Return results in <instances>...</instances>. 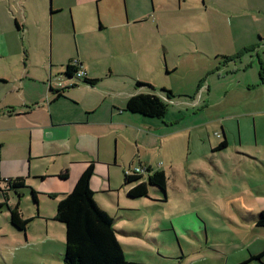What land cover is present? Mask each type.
Listing matches in <instances>:
<instances>
[{
  "label": "rangeland",
  "instance_id": "obj_1",
  "mask_svg": "<svg viewBox=\"0 0 264 264\" xmlns=\"http://www.w3.org/2000/svg\"><path fill=\"white\" fill-rule=\"evenodd\" d=\"M157 1L164 3V10L181 5L185 23L180 28L172 24L164 34L155 17L148 16L132 28L98 32L101 16L95 7L89 17L61 14L54 27L48 22L42 30L31 25L29 32L17 34L13 24L7 38L10 56L0 58V76L6 77L0 78L4 82L0 107L27 102L48 108L50 87L60 90L56 85L67 79L69 66L80 62L99 83L86 87L83 80L69 81V87H76L66 93L68 98L71 94V104L63 102L55 108L65 111L70 106L82 114L87 104L98 105L92 118L103 122L107 106L119 101L120 91L127 87L135 91L136 81H151L142 83L155 88L156 96L168 105L169 126L162 119L123 113L127 126L119 145L114 140L105 149L103 140L100 147L97 141L90 142L93 158L86 161L95 163L91 189L110 203L103 211L117 221L122 232L118 240L127 259L143 264H264V257L250 260L264 251V228L256 226L264 212V113L243 115L251 98L261 94L228 93L235 72L228 56L240 45L257 41L253 30L264 28V0L140 3L155 11ZM20 2L33 18L39 17L42 7L50 8V0H6L0 2V15L4 17L6 9L22 10ZM128 14L124 9L125 18ZM257 68L258 63L248 69L249 79L259 76ZM202 73L205 80L200 82ZM200 83L211 89L200 90ZM162 89L174 97L168 99ZM119 107L124 110L125 105ZM100 124L99 129L106 128ZM4 125L0 120V129ZM222 131L228 146L218 150L225 138L216 135ZM25 137L23 132L0 130V140L5 141L0 143L1 185L18 177L33 180L51 165L53 180L65 187L68 182L60 180L61 173L74 176L79 167L88 166L80 164V158L71 161V155L34 157ZM84 141L87 147L88 138ZM137 157L153 171L166 172V200L156 187H149L146 199H127L124 173L129 164L137 165ZM62 199L40 193L38 211L32 199L20 201L24 217L32 219L21 242L10 236L7 210L0 212V264H64L66 228L55 220Z\"/></svg>",
  "mask_w": 264,
  "mask_h": 264
},
{
  "label": "crops",
  "instance_id": "obj_2",
  "mask_svg": "<svg viewBox=\"0 0 264 264\" xmlns=\"http://www.w3.org/2000/svg\"><path fill=\"white\" fill-rule=\"evenodd\" d=\"M0 2H6V0H0ZM19 4L21 5L22 10L16 9V11L12 13L11 11L6 9L5 16L2 17L0 15V58H6L10 56L7 38L8 32L13 24L17 29V34H19L23 30L29 32L31 25H35L40 30H42L44 28V25L48 24V22L51 23L52 27H54L56 23L55 18L61 14H67L70 16L71 13L73 14V16L87 14V16L89 17L90 11L92 10V8L95 9V7L97 8V12L99 9L101 16L100 20L102 22L101 23L98 19V32L104 31L108 27L132 28L133 25L141 23V20H144L148 16H152L155 17L154 21L156 22L160 33L163 32L164 34H168L167 29L172 24H175L177 28H180L182 24L181 22L185 23L186 21L183 19L185 18V12L182 9L181 5L173 11L164 10V3L158 1L155 3L156 8L155 11H153L147 8L146 2L141 4L140 0H135V2L134 0H50V8L42 7L40 13L38 14L39 17L37 18H33V16L26 11V8L22 6V2H20ZM124 9H126L129 13L128 18H125ZM195 11L197 10H192L191 12ZM181 30L182 29H178L179 32ZM253 32L254 34L258 35L257 41H251L245 45H240L234 51V53L228 56V58L232 59V64L235 67V72L232 74L234 76L231 77V80L228 83V93L235 97H238L240 94H250L251 92L261 94V96L258 95L254 99L251 98L250 102L247 103L249 104L247 110L248 112L243 114L247 117L258 116L259 114L264 113V28H257L256 30H253ZM257 63L258 68L256 72H259V76H257L255 79H249L247 77V71L248 69H255ZM148 65L151 67L150 63H148ZM259 66L261 67V71L259 70ZM153 68L156 69V66H154ZM176 69L177 68L175 67L173 71H175ZM85 71L87 72V79H93L90 77L88 69ZM167 73L169 72L167 71ZM0 78L6 79V77L2 76H0ZM65 78H67L65 80L66 82H58L56 85L57 88H59V84L62 83L65 86L64 88H60V90H54L52 87H50L49 95L51 97V101L47 103L48 108H46V104L41 107H38V105H36L37 107H31L27 102L22 106L8 105L6 103V105H2L0 107V120L4 121V124H6L0 130L23 132L24 135H26L24 141L27 142V139L30 140V144L32 147V156L34 157L43 159L71 155V161L77 160L75 158H80L78 159L80 160L78 161L80 164H89L86 163V161H91L92 159L90 158H93V153L90 148V142L92 143L97 141L100 147L101 141L103 140L105 149L107 145L109 143H112L114 140L116 144L119 145V142L122 139L121 135L123 132V128L127 126V123L121 118V116L123 113H128L125 112V107L123 110L120 109L119 106L122 104L126 106L130 97L137 94L156 95L155 88L150 85L142 87L148 90V93L140 92L141 88L137 89L136 85L135 91H133L130 87H127L125 90H122L118 93V95H120L119 101L115 99L107 106L108 116L106 117V121L97 122L93 120L92 114H94L98 110V105L87 104L85 106V109L83 110V112L85 113L82 114L80 112L78 113L77 111H71L70 106H68L67 110L65 109V111L63 110V108H55L61 105L63 102L71 104V94L68 98V95L66 93L67 91H71L76 87H69L70 84H67L69 81L73 82L74 79L69 78L67 75L65 76ZM204 78L205 73H202L199 76V81L201 82ZM142 82L151 84V81L145 79L142 80ZM3 83V81H0V86L3 85ZM83 85L86 87H92L85 85L84 83ZM63 89L65 90L63 91ZM204 89L210 90L211 86H203V84L200 83V90ZM57 92H61L63 94V96L59 99H56ZM161 94L165 93L161 91ZM4 102L5 100L2 101V104ZM55 104L56 106L51 108ZM166 117L162 120H164L166 126H169L170 122L166 121ZM100 123L104 124L106 128L99 129V127H102L100 126ZM85 137L88 138L87 147L83 146L85 143ZM220 137L225 138L224 131H222ZM224 140H226V138ZM0 143L4 144L5 141L0 140ZM98 156L100 160L101 154ZM130 166L152 167L150 165L144 164L139 157H137V165L129 164L125 169V172ZM86 168L87 166L79 167L75 171L74 176H72L71 174H67V177L65 179L59 177L61 181L68 182V185L65 187L57 184L55 180H53L55 175L51 172V165L48 166V170L46 173L42 172L35 174L34 176H36V178H33V180H29V178H26V184L27 186H32L31 188L38 192V196L40 195V193H43L47 196L52 194L56 195L57 197L63 196L64 194H69L74 189L79 177L84 173ZM144 180H147L146 175ZM35 181H40L42 185H37ZM45 184L48 185L44 186ZM2 186L3 185H0L1 188H3ZM124 188L127 190L126 192H128L131 187L124 186ZM6 194L8 197L9 205H15L17 201H19V199L12 193ZM94 198L101 209L111 206L106 198H97L96 193ZM24 199H28L27 201L30 202L31 199L28 191L23 193L20 201ZM118 199L119 196L117 197V200ZM127 199L129 201L141 200H131L128 197ZM42 216L47 215L45 214ZM36 217H39V213L36 214ZM117 224L118 223L116 221L115 229L117 238L119 239V236L122 232L117 227ZM23 235L25 236V233L18 232L12 228L10 236H12L13 239L21 242ZM25 241H27L26 238Z\"/></svg>",
  "mask_w": 264,
  "mask_h": 264
},
{
  "label": "trees",
  "instance_id": "obj_3",
  "mask_svg": "<svg viewBox=\"0 0 264 264\" xmlns=\"http://www.w3.org/2000/svg\"><path fill=\"white\" fill-rule=\"evenodd\" d=\"M77 68L70 65L66 75L71 78ZM83 83L88 86H96L99 81L96 79H83ZM148 86L140 81L136 82V88ZM65 89H63L64 91ZM168 99L173 98L170 91L162 90ZM56 99L63 96L57 92ZM125 112L140 115L149 119H164L168 113V105L154 94H137L128 100ZM227 141L224 140L218 150L226 149ZM147 169V180L145 175L124 174V186L131 187L127 192V197L131 200L148 198L149 187H156L164 195L166 200V189L168 177L163 170L153 171L151 167ZM95 175V163L88 164L84 173L79 177L74 189L69 194H64L63 199L57 205L55 220L65 225L66 228V249L64 254V264H143L137 261L128 260L123 248L117 238L115 221L101 209L95 201V193L91 189V180ZM62 179L66 175L60 176ZM26 178L3 180V188L0 187V194L4 202L0 203V212L7 210L9 213V223L13 229L25 233L32 219H26L20 209V199L24 192L28 191L33 205L38 206V192L27 186ZM0 179V185H1ZM6 193H12L19 201L15 205L8 204ZM57 198L56 195H49ZM257 227L264 228V212L256 221ZM264 251L251 255L250 260L262 261Z\"/></svg>",
  "mask_w": 264,
  "mask_h": 264
},
{
  "label": "built area",
  "instance_id": "obj_4",
  "mask_svg": "<svg viewBox=\"0 0 264 264\" xmlns=\"http://www.w3.org/2000/svg\"><path fill=\"white\" fill-rule=\"evenodd\" d=\"M72 66H75L77 68L76 72L74 75L71 77V79H78V80H83L87 76V72L83 69V66L80 62H73L71 64ZM65 86L60 83L59 88H64ZM218 137H220V134H217ZM127 175H146L147 174V169L146 167L142 166H130L126 172Z\"/></svg>",
  "mask_w": 264,
  "mask_h": 264
}]
</instances>
